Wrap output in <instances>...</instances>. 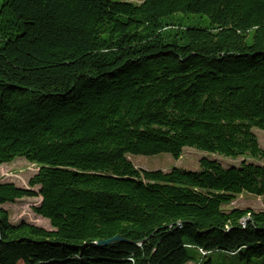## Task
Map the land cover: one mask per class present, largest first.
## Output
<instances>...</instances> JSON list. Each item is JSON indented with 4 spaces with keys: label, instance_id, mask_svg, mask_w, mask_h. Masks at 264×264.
Masks as SVG:
<instances>
[{
    "label": "trees",
    "instance_id": "16d2710c",
    "mask_svg": "<svg viewBox=\"0 0 264 264\" xmlns=\"http://www.w3.org/2000/svg\"><path fill=\"white\" fill-rule=\"evenodd\" d=\"M254 128L264 0H0V165L38 166L28 189L0 182V206L40 197L32 211L51 227L0 207V264H264V210L225 208L264 202ZM185 147L263 163L127 158ZM117 235L146 241L95 245Z\"/></svg>",
    "mask_w": 264,
    "mask_h": 264
},
{
    "label": "rangeland",
    "instance_id": "374dc122",
    "mask_svg": "<svg viewBox=\"0 0 264 264\" xmlns=\"http://www.w3.org/2000/svg\"><path fill=\"white\" fill-rule=\"evenodd\" d=\"M127 1L140 3L142 0ZM189 17L190 19H188ZM177 18H179V16H177ZM185 22L188 24H193L195 22V18L188 16ZM253 132L257 137L259 146L264 149V130L254 128ZM204 156L217 160L225 167L238 166L243 159L248 162L259 164L263 163L262 161L255 160L250 157H238L232 159L218 156L216 154H210L191 147H185L178 159L173 158L168 153H159L151 156L127 155V158L134 164L135 167L143 170L168 171L171 168H182L196 171L199 168V159ZM37 169L38 166L34 163L26 161L23 157H16L12 161L0 165V182H9L13 183L19 188L28 189V181L36 173ZM37 189V187L34 188L35 191H37ZM39 202L40 197H24L22 199L16 200L13 203H5L0 207L8 212L10 222L13 224L23 221L50 230L51 227L48 220L38 216L32 211V208L37 206ZM225 208H249L254 211H261L264 210V202L261 197L243 193ZM209 257L212 259L213 264H227L234 261L233 257L221 256L217 253Z\"/></svg>",
    "mask_w": 264,
    "mask_h": 264
},
{
    "label": "water",
    "instance_id": "95a60500",
    "mask_svg": "<svg viewBox=\"0 0 264 264\" xmlns=\"http://www.w3.org/2000/svg\"><path fill=\"white\" fill-rule=\"evenodd\" d=\"M146 241V239H143L142 241H139V242H132L122 236H114L110 239H106V240H101V241H98L95 243L96 246H99V247H103V246H108V245H113V244H117V243H121V242H126V243H133L137 246L141 245L142 243H144Z\"/></svg>",
    "mask_w": 264,
    "mask_h": 264
},
{
    "label": "built area",
    "instance_id": "2783aa9c",
    "mask_svg": "<svg viewBox=\"0 0 264 264\" xmlns=\"http://www.w3.org/2000/svg\"><path fill=\"white\" fill-rule=\"evenodd\" d=\"M204 254V253H203ZM193 264H198V263H193Z\"/></svg>",
    "mask_w": 264,
    "mask_h": 264
}]
</instances>
